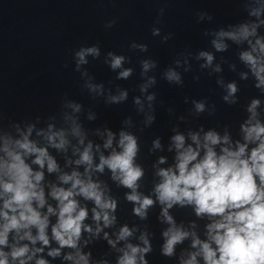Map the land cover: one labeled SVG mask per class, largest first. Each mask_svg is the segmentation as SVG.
Returning <instances> with one entry per match:
<instances>
[{
	"label": "clouds",
	"instance_id": "1",
	"mask_svg": "<svg viewBox=\"0 0 264 264\" xmlns=\"http://www.w3.org/2000/svg\"><path fill=\"white\" fill-rule=\"evenodd\" d=\"M240 4L243 19L203 32L210 49L181 51L160 73L168 85L183 88L195 61L200 73L215 77L223 104L242 108L238 125H194L203 116L214 117L217 106L207 97H185L191 105L186 114L167 109L174 118L167 142L156 136L145 154L142 135L157 119L153 89L159 65L150 57L139 60V94L132 97L141 119L129 115L116 130L107 124L89 127L97 113L67 96L47 117L5 122L0 115V264H150L157 247L144 222L156 207L158 222L166 225L158 246L165 260L264 264V0ZM164 11L159 10L161 17ZM197 16V23L213 21L207 13ZM115 24L113 19L105 27ZM152 35L161 43L172 38L157 27ZM129 51L145 54L149 49L133 41ZM229 52L235 53V62L225 58ZM101 56L96 44L74 52L82 89L106 106L122 105L129 90L97 83L86 67L89 58ZM103 63L117 81L136 75L131 56L108 51ZM225 65L235 79H225ZM192 79L198 82L200 76ZM242 86L256 92L243 105ZM165 152L171 163L169 155L158 154ZM149 157H154L153 183L145 193L149 169L143 161ZM123 205H131V223H120ZM188 208L196 219L186 226L171 213ZM197 221L204 222L203 238ZM102 242L108 251L101 255L97 246Z\"/></svg>",
	"mask_w": 264,
	"mask_h": 264
},
{
	"label": "water",
	"instance_id": "2",
	"mask_svg": "<svg viewBox=\"0 0 264 264\" xmlns=\"http://www.w3.org/2000/svg\"><path fill=\"white\" fill-rule=\"evenodd\" d=\"M164 8L161 17L159 10ZM240 0H0V115L8 120L22 121L37 116L47 117L59 111L65 96L82 103L85 108H92L98 119L89 127L107 124L116 130L121 121L132 116L139 120L132 106V97L139 80V60L152 58L158 62L155 73L157 86V119L152 128L145 130L142 143L150 147L151 140L156 136L167 142L171 124L174 121L167 109L172 107L176 115L186 114L190 104L184 98L201 99L207 97L215 103L217 113L214 117L203 116L195 124L214 127L217 123L238 125L243 117L242 108L228 107L221 100V90L215 83V77L200 73L198 64L193 61V72L186 74L183 88L170 86L160 78V73L167 68L177 53L210 49L209 39L203 36L205 30L236 23L246 13L240 11ZM198 13H207L213 17L208 23H197ZM115 19L116 24L107 29L105 25ZM157 19L160 23L157 24ZM160 28L161 34H172L167 43H161V37H154L152 29ZM148 45L145 54L132 53L129 45L133 42ZM99 45L102 56L91 60L87 69L105 87L120 85L129 90V100L119 106H106L102 100L94 101L86 90L82 89L80 73L75 71L73 54L81 46ZM108 51L131 56L136 75L128 81L115 80L116 73L110 71L103 63V55ZM226 59L235 62V53L224 54ZM219 59V56H218ZM226 80L235 79L234 73L224 66ZM199 75L200 80L192 77ZM256 95L252 88L241 91V105ZM183 128V125H181ZM171 155L167 152L158 153ZM154 157L143 162L149 169L144 181L143 191L148 193L152 188L151 163ZM123 196L122 191L116 192ZM172 215L177 222L183 221L187 226L195 220L190 208L173 209ZM159 207L150 211L147 222L149 231L155 234L153 240L156 251L149 257L150 264H173L159 255V244L162 243L160 232L166 225L158 222ZM131 205H123L120 212V223H131ZM138 222V221H137ZM139 223V222H138ZM198 233L203 238V221H197ZM139 235V233H137ZM133 243L138 241L133 240ZM188 241L184 247H187ZM108 251L103 242L97 246V253ZM178 252L180 248L178 247ZM114 259V257H113Z\"/></svg>",
	"mask_w": 264,
	"mask_h": 264
}]
</instances>
